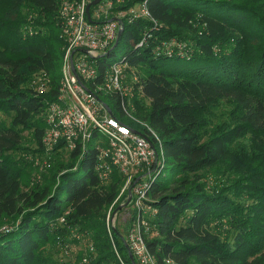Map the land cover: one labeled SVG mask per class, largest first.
<instances>
[{
  "label": "trees",
  "instance_id": "16d2710c",
  "mask_svg": "<svg viewBox=\"0 0 264 264\" xmlns=\"http://www.w3.org/2000/svg\"><path fill=\"white\" fill-rule=\"evenodd\" d=\"M147 1L164 29L136 48L152 22L126 25L123 38L131 46L119 58L148 71L136 115L156 131L166 154L149 192L157 213L147 217L146 246L157 264H264L262 5ZM61 3L0 0V228L7 226L0 230V264H59L51 251L76 243L80 234L93 243L95 252L84 257L89 264H132L125 237L119 229L109 236L106 223L124 178L114 169L101 183L91 144L83 157L58 148L41 181L27 188V161L9 155L43 152L46 109L65 55ZM172 41L184 48L155 52ZM41 73L51 87L38 96L32 81Z\"/></svg>",
  "mask_w": 264,
  "mask_h": 264
},
{
  "label": "built area",
  "instance_id": "2783aa9c",
  "mask_svg": "<svg viewBox=\"0 0 264 264\" xmlns=\"http://www.w3.org/2000/svg\"><path fill=\"white\" fill-rule=\"evenodd\" d=\"M91 1L62 0L60 5L65 55L57 93L46 109L43 157L51 163L58 148L67 153L78 150L83 157L91 144L97 152L96 172L101 183L110 180L114 169L124 178V187L112 206L118 201L123 206L130 198L121 210L123 220L128 219L133 227L128 235L131 252L139 264H157L146 246V234L148 215L157 213L149 204V192L165 166L164 145L149 123L136 115L135 100L143 96L142 77L136 67L127 59H110L126 25L146 19L158 31L159 23L152 17L147 0L135 2L138 8L133 5L129 10L121 8L122 0H103L91 7L88 17ZM151 36L145 32L136 48L146 46ZM183 48L182 43L172 41L155 47V52L171 55ZM37 79L34 89L43 96L50 90L51 79L46 73Z\"/></svg>",
  "mask_w": 264,
  "mask_h": 264
},
{
  "label": "rangeland",
  "instance_id": "374dc122",
  "mask_svg": "<svg viewBox=\"0 0 264 264\" xmlns=\"http://www.w3.org/2000/svg\"><path fill=\"white\" fill-rule=\"evenodd\" d=\"M132 1H136V0H122V2H120V4H123V7H121L123 10H127L130 6H128L130 4V2ZM242 1V3L244 4H253L254 2H257V7H261L260 10L262 11L263 15H264V0H240ZM135 6V8H138V4H133ZM132 5V6H133ZM133 6V7H134ZM120 8V9H121ZM92 10H95V8H93ZM129 10V9H128ZM124 15H127V13H124ZM153 26L151 27V31L150 33L153 32H160L162 29H164V27H162L161 25L157 24L160 28V30L155 29V24L152 23ZM131 44L127 41L126 36L122 39L119 47L115 50V57H112L110 60L114 61L116 59H119L125 55H127V53L129 52V48H130ZM116 58V59H115ZM63 63V62H62ZM138 74L139 76L143 77H147L148 76V71L147 69H145L144 67H138L137 68ZM41 75V74H39ZM38 81L37 77H35L32 81V85L34 87H37L36 82ZM116 115L121 118L123 121L129 123L130 120L127 117H121L120 114L118 112H115ZM220 113V112H219ZM220 115L219 116H215V119L219 120ZM224 123V122H222ZM28 140V143H30L29 141H31V136H27L25 137ZM31 147L34 148L33 143H30ZM90 145V144H89ZM246 147V146H245ZM238 153V152H235ZM10 157L14 160V161H19L20 159H25L27 162L25 163V165L28 163V168L25 169L24 168V176H23V187L27 188L30 185H33L35 183H38L41 181V175L45 174L50 168H51V163H48L44 157H43V152L41 154L37 155H31V154H25L23 152H19V153H11L9 154ZM166 172V170H165ZM164 172V173H165ZM208 178L211 180V176L209 175ZM125 184V181H124ZM124 187V185H123ZM123 187L121 188V191L123 189ZM123 204V203H122ZM118 205H121L118 201V203L113 207L112 205L110 206V208L107 210L106 212V223H107V231H108V235L111 236V234L113 235V230H118L121 231L122 235L125 237V240L127 242L128 245V235L129 232L132 230V225L129 223L128 219L123 220V212L124 210H118L116 211V207ZM7 226L4 225L0 228L4 229ZM151 232V231H150ZM152 233V232H151ZM147 235V234H146ZM151 235H147L146 238H150ZM76 243H72L70 244V246L68 247H55L54 249V254L51 251L53 257L59 261V264H89V259L85 256H87L89 254L90 251H94L93 248V243L90 242L88 237L83 236L82 234L78 235L77 239H76ZM113 247L116 249L114 243ZM51 250V249H50ZM95 252V251H94ZM96 256V253H95Z\"/></svg>",
  "mask_w": 264,
  "mask_h": 264
},
{
  "label": "water",
  "instance_id": "95a60500",
  "mask_svg": "<svg viewBox=\"0 0 264 264\" xmlns=\"http://www.w3.org/2000/svg\"><path fill=\"white\" fill-rule=\"evenodd\" d=\"M103 0H92L91 1V3L88 5V7H87V15H88V17H90V9H91V7H93V6H97L98 4H100L101 2H102ZM122 35V31L119 33V37ZM118 44H116V46H117ZM129 201H130V198H129V200L127 201V203L125 204V205H123V206H120V208L119 209H122L124 206H127V204L129 203ZM127 247H128V245H127ZM129 255H130V260H131V263L132 264H137V262L135 261V259H134V256H133V253L130 251L129 252Z\"/></svg>",
  "mask_w": 264,
  "mask_h": 264
}]
</instances>
